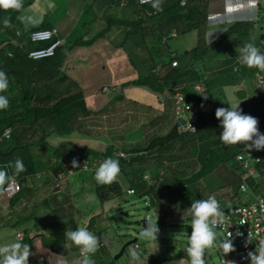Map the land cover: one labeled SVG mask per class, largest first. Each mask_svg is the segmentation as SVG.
<instances>
[{"label": "trees", "instance_id": "16d2710c", "mask_svg": "<svg viewBox=\"0 0 264 264\" xmlns=\"http://www.w3.org/2000/svg\"><path fill=\"white\" fill-rule=\"evenodd\" d=\"M32 1L25 0L23 7ZM92 2L93 0L88 4L91 5ZM112 2L120 3L124 7L121 18L116 21L117 24H122L132 30L144 29V33L148 34L147 29L144 27V21L147 19V16L156 14L153 12V9L152 11L149 10L146 5L137 3V0H112ZM46 3L49 4L50 2ZM160 4L162 8H165V21L162 24L158 22L155 27H149L148 29H152L151 33L155 36V40L158 42L161 41V43H157L160 52L164 53L166 47L162 44L164 43L162 38L165 36L167 40L168 36H177L178 31L184 33V22L188 21V23H191L186 31H193L194 38L192 40L195 43L198 40L201 49L197 45H191L192 41L183 45L182 53L180 52V54L177 53L176 48L171 49L166 47L170 55L168 62L162 61L160 63L161 61L151 59L150 70L146 74L140 73L136 78L130 80L128 84L145 87L156 94H162L165 89L173 93L179 90L174 87L179 82L176 83L175 80L170 81L168 78L171 75L175 76L181 67L179 56H185L188 58L186 63L183 64V68L186 69L185 72L188 66L196 67V70L188 74L189 80L185 79L179 83L180 91L189 99L196 101L205 100L208 103V110L204 109V111L198 114V128L196 133H178L175 125H172L165 133L156 134L140 146L132 145V147L124 148L125 151L123 147L121 148L119 146L125 152L124 155L115 154L118 151V146L112 143L104 146L102 151L90 145L83 148L74 147L75 151L84 150L85 153L80 154L87 159L103 161L111 157L119 160L120 175L117 181L109 185L100 184L95 188V193L99 201L102 205L111 200H114L116 202L115 204H119V198L126 193L127 195H135V197H125L121 200V203L132 202L131 199H136L137 197L139 200L143 199L145 201V208L147 210L154 209L159 211L163 207L164 202L169 201L175 202L181 207H187L191 206L192 201L207 199L210 195H215V193H218L215 197L219 200L221 194L218 190L230 186L233 194L230 196L229 201L233 203L237 195L241 196V193H239L240 176L245 170L250 169L251 166L255 168L256 173L249 175L247 183L249 188L252 189V192L256 194L254 187L259 182L254 180V176L257 175L261 178V181H264V150H256L261 155L259 162L252 164L249 162L246 168L239 164L238 173L234 170L230 171L228 178L223 167L228 162H239L236 159V155L239 153L244 154L243 149L248 147L245 143L226 145L220 140L219 135L222 132V128L220 127L219 120L215 117V110L218 107H229L227 103L221 101L223 95L230 94V99H232V92L235 90L237 83L243 80L245 85L252 87L253 93H251V97L246 98L245 90L236 89L235 92L238 93L239 100H229V102H240V108L244 114H250L258 118L259 131L264 133V92H261L260 88L256 89L254 83L256 81L255 76L264 75V71L256 68H248L246 65L236 68L233 65L231 56L233 55L239 58L238 49L218 48L217 44H219V39L227 35L232 36L230 40L232 47H240V45L242 47L245 42L240 39L239 35L248 32L249 22H251V25L256 23V21L264 22V18L260 15V10H264V0L258 1L257 3L258 11L256 20L252 19L251 21L231 23L228 27L239 28L236 29V32L234 31L235 33L232 32L233 30L227 28V30L222 32L223 34L219 39L216 37L209 42L205 37L203 39L204 35L202 34L203 28L206 29V22L208 20V0H183V3L182 0H160ZM0 11L7 13L6 17L10 18V22L14 26L11 28L6 27L7 39L0 36V43L4 40V43L0 44V70L6 73L9 80L8 89L0 92V95H4L9 99V107L0 110V168L3 169L10 162L14 163L16 158H20L26 169L16 177L21 184V189L12 197L6 196L9 205L13 206L31 191L32 187L30 185L33 186V178L31 175L37 173L38 168L36 170L34 169V163L37 162L31 156L29 150L31 145L48 144L46 145L49 151L48 158L50 160L55 158L54 163L49 167L57 173L58 170L65 166V162L69 159L71 153L68 150L61 149L62 146L51 145L49 139L66 138L63 135L76 132L83 134L84 137L96 138L97 131L89 132L82 130V124L79 127L74 126L75 123L73 122L82 123L81 118L89 116L92 111L85 105L84 96L81 91L79 89H76L77 91L73 90L72 92H67L65 89L67 93L57 91V86L69 79L62 70V65L67 54L74 45L89 47L91 42L80 40V37L77 35L72 36L69 40L66 38V44L57 48L53 55L40 59L28 58L26 55L27 50L45 44H33L30 43L27 36L22 38L15 34L14 29H16V26L20 22L17 19V17L21 16L17 13L19 11L12 9L7 11L0 9ZM1 12L0 24L1 19L4 17ZM94 18L97 17L94 16ZM108 27L109 24H107L106 28ZM76 33L78 34V30H76ZM101 34H103V30ZM259 39L264 42V34L257 37V42L253 40L249 42L254 43L256 47L261 49L258 42ZM15 40L16 42H13ZM185 45L191 47L186 48ZM220 45H222L221 42ZM224 56L229 57L228 62L223 59ZM213 57H216L217 68H207L211 61L210 59H213ZM174 59L177 60V65L175 66L171 65ZM164 66L167 71L163 73L162 67ZM154 67H160V71L158 73L152 72L151 69ZM195 84L202 87L203 91L197 92L193 87ZM72 85L75 86V84ZM113 88L114 86H109L108 90H103L102 92L109 93ZM213 91L217 92V98H214L215 94H213ZM201 94L207 95V99ZM111 95L112 97L99 110L101 114L100 127H108L115 124L116 126H114L112 133L119 131L120 135H117L118 138L119 136H125L126 138L128 136L127 133L132 130L129 123V121L133 122L131 121V118L134 117L132 113L138 112L133 105L139 104L140 106H144L145 111L150 107L138 102L133 103V100L131 103L127 102L125 95L121 92H112ZM166 101L169 102L170 99ZM140 102L143 103V101ZM166 104L167 106L170 105V103ZM155 111L157 110L155 109ZM168 111L170 112L171 110L168 109ZM146 114L147 112L137 118L138 124L144 123ZM156 114L161 126L164 125L169 113L165 110L157 111ZM155 115L153 114V116ZM127 127L129 129L124 131L123 128ZM6 129L10 130L9 138H1V135ZM194 156H197L200 161L199 168L193 170L188 175L180 176L181 171H183V167L180 164L194 159ZM189 163L192 164L193 162L189 161L186 164ZM94 165H97V163L95 162L93 166L82 169H92L95 167ZM49 167L46 166L44 169H50ZM69 167V169L73 168L71 165ZM220 172L224 173V177L216 179L217 174ZM8 173L12 174L13 170H9ZM28 179L29 182H27ZM123 180L126 182V187L123 185ZM127 189H132L133 192L129 193ZM3 191L4 189L0 191V194ZM113 205L109 204L110 207ZM107 212V210H103L102 208L101 214L99 216H90L83 227L97 235L99 228L96 225L98 222L108 220ZM162 214L166 215V211H163ZM187 217L192 218L190 214ZM135 222L139 223V225L141 223L140 220H136ZM157 223L159 225L158 228L162 231L160 227L165 224L164 217H158ZM76 228L74 227L70 230H75ZM44 241L46 242V239ZM47 242L51 243V245H58V243L62 244L70 241H67L64 235H62L52 238L51 241L47 240ZM173 244L174 242L171 241L167 245H163L164 248L160 251L169 252V249L172 247L175 249ZM133 245L137 249L140 248L137 241ZM104 246L105 242L101 238L99 248ZM180 255L189 258L188 254L180 251L173 252L172 254L165 253V255H158L152 259L146 258V256L144 257L141 253L142 260H144L143 264H152L156 259L177 258Z\"/></svg>", "mask_w": 264, "mask_h": 264}, {"label": "rangeland", "instance_id": "374dc122", "mask_svg": "<svg viewBox=\"0 0 264 264\" xmlns=\"http://www.w3.org/2000/svg\"><path fill=\"white\" fill-rule=\"evenodd\" d=\"M39 1V0H38ZM88 2V0H50V3H44L42 5V9L39 13V17H43V19L45 18V20H43V23L47 20L50 25H54L58 28L59 32L61 33V35H64L68 40L72 38V36H76V30H73L72 33L69 35V30L72 28V26L76 27L77 26V20L82 21L83 20V16H85L87 13L83 14V8L84 5ZM91 0H89L88 3H90ZM35 5H37V2H32L29 3L27 5H25L23 8V11L21 12L22 15H34L37 16L36 11H34V8L36 7ZM161 5V4H160ZM147 8L149 10L156 13L153 15H150L149 17L147 16V19H145L144 21V27L147 29L148 34L144 33L145 30H131L128 31V28L126 26H123L122 24H117L118 27H114L112 29V32L109 33V35L114 36L115 35V31L119 29L120 33H121V37H120V41L115 42L114 46H118L121 47L123 49V52H125V54L127 55L129 62V65L118 68L115 75H111L109 74L108 77H104L105 81H123V80H127L128 82L132 79H134V77L136 75L141 74H146L149 70H150V66L152 63L151 59L157 60V61H161L160 63L163 62H168L169 61V53L166 50V47H169L171 49L176 48L177 53L180 54V52L182 53V47L184 44H188L192 41L191 45H197L198 48L200 47L201 49V45L199 43V41L197 40V42L195 43L192 38H194V34L193 31H186V29H188L190 26V23L188 22H184V27L183 30L184 33L178 31V35L177 36H168L166 42L162 43L165 47L164 53L160 52L159 50V45L157 43H161L158 42L157 40H155V36L152 35L151 30H148L149 27H155L157 25L158 22H160L161 24L165 21V8H161L162 10L157 11L156 9L153 8V6L151 4H146ZM88 9V8H87ZM256 9V8H255ZM249 10V8H242L234 13L231 14V16H238V17H244L245 19H249L251 18L250 16H247V11ZM258 11V10H257ZM146 15V14H145ZM260 15L262 18H264V10H260ZM257 17V16H256ZM220 23L218 26H214L213 28L216 29L214 30H207V32L205 33V39L209 42L211 41L213 38L218 37V39L221 37V35L223 34L222 32L227 30V28H229L230 30L233 31H237L236 27H227L229 24L228 23ZM25 24H30L29 21H25ZM255 26H258V24H253ZM179 27L180 24H178ZM17 27L23 31V33H26L27 31L29 32L33 26L28 27L27 29H25L24 24L21 23V21L18 23ZM79 26H77L78 29ZM182 29V28H181ZM0 30H1V35L4 36L5 32L4 29L1 27L0 25ZM234 35V34H233ZM244 36L242 35V38ZM8 38V37H7ZM6 38V39H7ZM232 36H223V38L219 39V44H217L218 48L219 47H225L227 49H239L241 47L239 46H234L232 47L230 44V40H231ZM242 38L240 37V39L242 40ZM239 39V40H240ZM257 39V37H256ZM13 42H16L13 41ZM220 42L222 45H220ZM4 43V40L0 43L2 44ZM248 43V42H246ZM245 43V44H246ZM242 44V43H241ZM186 48H190L191 46H187L185 45ZM264 51V49H263ZM180 59V65L181 67L178 69L177 74L171 75L169 76V80L173 81L175 80L176 83L177 82H183L185 79L189 80V73H192L194 70H196V67H191L188 66L187 71L185 72L186 69L183 68V64L186 63V60H188L187 57L185 56H179ZM240 59H238L239 61ZM161 65V64H160ZM169 68V67H168ZM211 68V67H210ZM213 69L217 68V67H212ZM162 71L163 73L165 71H167V69H165V66L162 67ZM255 80L256 81H260L261 85L263 87V81L264 77H259V76H255ZM255 81V82H256ZM123 82H121L119 84V87H121V84ZM179 83L176 84V86L174 87H180ZM172 86V85H171ZM245 86V92L247 97H251V93L252 92V87L245 85L244 82L242 84V87ZM128 88H137L139 90H141L142 92L137 93L136 95H133L132 97L128 96L127 102H129L130 100H133V103H140V104H144L146 106H149L150 108H147V110L145 111L144 106H140L139 104H134L133 106L138 110V112L136 113H132L134 115V117L131 118L130 125H131V129L127 134L128 136L125 138V136H118L120 135L119 131H115L112 133L114 126H116L115 124H113L112 126H108V127H101V138L96 137V138H88V137H84L83 134H76L74 136V138H78L77 140L78 143L83 147H87V145H90L91 147L97 149V150H103L104 146H106L109 143L112 144H116L118 146V150H121L123 153H125L124 148L127 147H132V145L135 146H140L142 145L145 141H148L149 139H151V137L155 136L156 134H163L166 131L169 130V128L172 126L173 122H172V118L170 117L169 119L167 118V120H165L164 125L161 126V123L159 122V120L157 119V114L155 115V113H157V111H164L166 107H161L160 106V102L162 100V97H165L166 91L167 89H165V91L162 93V95H155L153 94V92L150 90L148 92L143 91V88L140 86H136V85H132L129 84L127 85ZM147 89V88H145ZM264 89V88H263ZM77 91V90H74ZM101 91V88H100ZM123 93H124V88L122 89ZM144 92V93H143ZM213 94H215V97L217 98V92L213 91ZM124 95H127V93H124ZM137 97V98H134ZM141 99H145L143 100V103L140 102ZM155 109L157 111H155ZM146 114L145 119H144V123H137V118L141 115V114ZM94 113H98L96 111H94ZM153 114L155 116H153ZM157 116V117H156ZM113 123V122H112ZM142 124V125H141ZM162 127V129H161ZM129 127L127 128H123L124 131L128 130ZM74 135V134H72ZM122 138V139H121ZM85 139V142H84ZM120 142V144H119ZM132 143V144H130ZM128 144V145H127ZM59 146V145H58ZM119 146L122 148L123 150L119 148ZM36 149H39V147H37ZM30 150V148H29ZM75 150V149H74ZM120 153V152H119ZM116 154V152H115ZM122 154V153H120ZM40 154H38L39 156ZM32 157H35V155L33 153H31ZM42 156V154L40 155ZM193 160V159H191ZM34 162V161H33ZM239 164V162L237 163H232V162H228L225 164V167H223V170H225L226 175L230 176V170L231 167L234 169H237V165ZM35 166V170L38 168L37 163H34ZM42 168L41 165H39L38 171H40ZM1 169V168H0ZM8 171L9 170H13L11 167L7 168ZM94 171H96V167L92 168ZM185 170V171H184ZM74 172H78V170H74ZM73 172V173H74ZM192 172L191 169H189V166H185L183 167V171H181L180 176H185L188 175ZM11 174V173H9ZM36 174H39V177H35ZM120 175V174H119ZM77 176V175H74ZM31 177L33 178V185L34 182H38L41 181L40 177L41 174L40 173H33L31 175ZM35 177V178H34ZM79 177V176H78ZM254 180L256 182H259L255 187H254V191L256 192V194L262 195L264 196V181H261V178L257 175L254 176ZM27 182H29V179L27 180ZM42 183H45L44 181H42ZM95 184V181H94ZM123 185L124 187H126V182L125 180H123ZM96 186V184H95ZM30 187H34L32 185H30ZM31 188V189H32ZM84 189H82L80 191V188H77L76 190V194L73 196L74 198L76 196L81 197L84 193ZM219 191V190H218ZM94 193V192H93ZM221 194V197H219L220 199L218 200L219 203H224L228 200H230V196L233 194L231 187H225L224 188V192H219ZM215 195H218V193H215ZM92 196L95 197L94 194H92ZM125 197H135V195H127L126 193L123 194V196L121 198H119L120 202L119 204H115L113 203V201H111V204H114L112 207H109L110 210L107 212L108 215V220L107 221H102L99 223L98 228L99 230H97V236L99 237V239L101 240V238L104 240L105 242V246L102 248H99L98 251L92 255V259L95 261V264H137L136 261L132 260L129 257L128 254V250L132 247H135L134 245H130L128 247H126L125 252L122 254V256H120L117 259H114V255L119 251L120 247L122 246V244L127 241L130 238L133 237H137V242L139 244V249H137L140 253H142V255L146 258L152 259L153 257H156L158 255H165L166 254H172L173 252L176 251H183V253L187 254V252L185 251V248L187 246V242L188 239L191 235L192 232V228H191V220L192 218H187L184 222H182V220H180L181 218L184 217L185 213L184 211H182L184 213V215L179 216V212L176 210H174L173 212V216L166 220L164 218L165 224L161 225V229L162 231H159V233L157 234L156 239H147L145 237H143L140 233H137V230L141 227V223L143 218H146V220H150L153 223H157V218L161 216L160 212L162 213V208L161 210L157 211L154 209H150L147 210L145 208V201L139 200L137 197L136 199H131L132 202H128V203H121V200L124 199ZM24 198H21L18 203L23 202ZM79 199V198H77ZM6 201V203H8V198L4 195L3 192H1L0 194V202ZM80 201V200H79ZM79 201H76V205L78 207H80L81 205L78 204ZM88 203V202H87ZM90 205L88 204H83L81 206V208L85 207H93L92 205H95V207H98L101 202L99 201V199L97 198L96 201L94 202H90ZM165 204L164 203V208H165ZM9 205V204H8ZM167 205V204H166ZM170 206L167 205V207ZM186 206H184L185 208ZM191 206H187V208L189 209ZM181 208V207H180ZM25 211L26 210H34V213L32 216L26 217L22 220L19 221H15V223L10 222V224H6L2 227H0V229H5L7 232H10L11 236L13 237V234L18 231V230H22L24 235L27 238H33L37 232H41V236L42 238H53V236H50L48 234H50V232H52V225L54 224L55 220L53 219V216L55 215V212H53V210L48 209V208H36L35 207V203L34 202H29L28 206L26 208H23ZM175 209V208H173ZM166 211V210H165ZM71 212H75L71 213ZM79 212L77 207H74L71 211H69V213L67 214V216L64 217V222L62 223V225H65L67 227V229L71 228L73 225V217H77V213ZM167 215H168V211ZM186 214H190L189 210L188 213L186 212ZM3 217L5 218V215H3ZM136 220H140L141 223L139 225V223H136ZM8 222V221H7ZM72 223V225H66ZM157 226L158 223H157ZM51 229V231H50ZM12 230V231H11ZM131 236V237H130ZM4 238H6V235H4ZM174 242V246L175 249L172 247L169 249V252H165V251H160L163 250L164 246L167 245L169 242ZM228 241V239L224 238L223 235L219 232L216 231V240L214 242V245L211 248H208L205 250V264H222L221 263V259L225 256V255H229V257L234 258L235 255L233 253V251L225 254L223 248L221 247V245ZM164 245V246H163ZM167 260L169 259H156L152 264H166ZM78 261V260H77ZM144 261V260H143ZM180 261V260H179ZM178 261V262H179ZM77 264V262L75 263Z\"/></svg>", "mask_w": 264, "mask_h": 264}, {"label": "crops", "instance_id": "0c3cea01", "mask_svg": "<svg viewBox=\"0 0 264 264\" xmlns=\"http://www.w3.org/2000/svg\"><path fill=\"white\" fill-rule=\"evenodd\" d=\"M110 3H112V0H93L91 5L87 3L86 6H84L83 14L84 13L87 14L83 16L82 21L77 20L76 24L77 26H79L78 29L77 26L76 27L72 26V28L69 30L68 33L70 35L73 30H78L77 36L80 37L79 38L80 40L88 41L89 39H91L92 41L94 40L95 41L89 47H83L77 45L76 46L74 45L75 47L73 46L71 51L67 54V57L65 58L62 65V70L69 77V79L64 81L59 86H57V91L61 93L72 92L73 90L76 89H79L81 91V93L84 96L85 105L87 106L88 109L92 111L90 112L91 114L89 116L81 118L82 123L73 122L75 123L74 126L79 127L82 124L81 126L82 130L89 132L90 131L93 132L96 130L98 138L102 136L101 127H100L101 114L99 113V110L104 105V103L112 97L111 95L112 92H115V91H110L109 93L102 92L100 91V88L102 90V86L108 84L109 86L116 87V91L118 93L120 92L123 93L122 89L124 88V93H127V95H125L126 99H128V96L132 97L133 95L142 92L137 88H128L127 85L129 84L127 80H123V81L104 80V77H108L109 74L115 75L118 68L124 67L126 65L128 66L130 62L125 52H123V49L121 47L114 46L115 42L120 41L121 33L119 29L115 31L114 36L109 35V33L112 32V29L114 27H118L116 21L121 18L122 13L124 12V10L110 9V7H108ZM219 5L220 3L218 4V6ZM41 6L42 5L39 6L40 9ZM245 8H249V10L247 11V16H250L253 19L257 16V11L253 8L251 4L246 3ZM94 16H96L97 18H94ZM107 24H109L108 28H106ZM256 24H258V26H253L251 25V22H249L247 28L249 29L248 32L246 34H242L244 36L243 38L242 35H239V37L242 38L243 42L246 43L251 40L257 42L256 37H258L261 34H264V22L261 23L260 21H256ZM214 26H218V25H209L208 22H206V29L203 28V32H202V34L204 35L203 39L205 37V33L207 32V30L210 29L215 31L217 29V28L214 29L213 28ZM102 30H103V34L101 36ZM258 42H259V46H261L260 51L264 52L263 51L264 42L261 39H259ZM229 51H233V50H229ZM223 59L227 62L229 61L228 56H224ZM231 59L233 61V65L236 68L238 66L244 65L243 63H240L241 62L240 60L238 61L239 58L237 56L232 55ZM210 60L211 61L209 62L207 68L217 67L216 57L215 58L213 57V59ZM136 77L137 75L134 78ZM121 82L123 83L121 84V87H119V84ZM72 84H75V86ZM65 89L67 90V92L65 91ZM236 89H239V86H236L235 90L232 92V99H230L231 98L230 94L227 95L224 94L221 101L223 103L225 102L227 104H230L231 102H229V100L231 101L236 99L239 100V95L237 92H235ZM143 91L148 92L145 89H143ZM143 100L145 99H141L140 101ZM131 101L132 100H130L129 102L131 103ZM94 111L98 113H94ZM72 134L69 133L67 135H63L67 139L66 138L49 139L51 145L62 146L61 149L68 150L69 153H71L69 159H67L65 162V166H63L62 169L58 170L57 172L58 177H57V173H55L49 167L52 163H54L55 158H52V160L48 158L49 151L46 147V145L48 144L46 143L33 144L30 146V152L35 155V157L33 158L37 162L38 168L39 165L42 166L40 171H38L37 169V172L41 174L40 177L41 181L34 182L33 185L34 187L27 194V196H24L23 202L17 203L13 206L8 205L9 202L6 203L7 200L6 201L2 200L3 202H0V227L6 224H10V222L15 223V221H19L26 217L32 216L34 210L25 211L23 209L26 208L29 202L31 201L35 203L36 208L38 207L48 208L50 210L52 209L53 212H55V215L53 216L52 219L55 220L54 224L52 225V232L48 234L50 236H53V238L56 236L64 235L65 231L67 230V227L65 225H62V223L64 222V217L67 216L69 211H71L74 207H77L79 212L78 213L76 212L78 215L77 217L72 218L73 225L72 223L66 224V225H72V227L69 228V230L74 227H83V225L87 222L90 216H99V214H101L102 208L103 210H107V211L110 210L109 204H111L110 202L113 200L106 202L104 205L100 204L98 207L92 205L93 207L84 206V208H81L83 204L90 205L89 201L91 203L96 201L98 197L95 193V188L100 184H98L94 179L95 171L93 169H82L81 167L69 169L70 168L69 166L71 165V161L73 160V158H82L84 160H90V161L95 160V159L84 158L81 155L85 153L84 150L81 151L74 150V147L81 148L82 146L78 143L79 141L77 140L78 138L77 139L74 138V136L78 133L76 132ZM37 147H39V149H36ZM245 149L248 148H244L243 151ZM38 154L40 155L42 154V156L40 155L38 156ZM189 161H192L193 163L186 164ZM199 164H200L199 159L197 158V156H194L193 160L182 162V164L180 165L181 167L189 166V169L192 168L191 170L193 171L199 168ZM46 166H48L50 169H44ZM74 170H78V172L75 173ZM233 170L238 173V169H234L231 167L230 171ZM9 175L11 176L12 174ZM35 177H39V174H36ZM219 177L221 178L224 177V173L223 172L218 173L216 179H218ZM42 181H44L45 183H42ZM94 181L96 186L94 184ZM77 188H80V191L82 189H84L85 191L81 197L76 196L74 198L73 196L76 194ZM218 192L221 193L224 192V188L220 189ZM92 194H94L95 197L92 196ZM76 201H79L78 204L81 205L80 207L76 205ZM113 203L116 202L114 201ZM164 203H166L167 205L170 204V206L168 207L166 204H165V208L164 206L162 207V213L163 211L166 210L168 211V215L167 212L166 215L162 214L161 211L159 212L161 214V217H164L166 220L170 219L173 216L174 210L175 211L177 210L179 212V216L184 215L185 213L184 217L180 219L182 220V222H184L187 218H190L187 217L189 214H186V212L188 213L189 210L187 207L185 208L181 207L177 203L170 201ZM182 211H184V213ZM71 213L75 214V212H71ZM3 215H5V218L3 217ZM98 225L99 222L96 225L97 228ZM19 232H23V231L22 230L16 231L12 237L10 232H7L5 229H0V246H3L5 244H11L18 241L21 242L23 240L22 243L29 244L31 247L32 255L29 256V264H75L77 260H79L80 250L77 247L72 246L71 242H64L62 244L58 243V245H51V243L47 242V240L51 241L52 238H42L41 236H39L41 235V232H37L33 238H27L25 235H23L22 240H18L17 233ZM4 235H6V238H4ZM25 239L26 241H24ZM44 239H46V242L45 241L43 242ZM166 264H190V259L187 258L186 256L180 255L177 258L176 257L169 258Z\"/></svg>", "mask_w": 264, "mask_h": 264}, {"label": "clouds", "instance_id": "9594fccd", "mask_svg": "<svg viewBox=\"0 0 264 264\" xmlns=\"http://www.w3.org/2000/svg\"><path fill=\"white\" fill-rule=\"evenodd\" d=\"M24 1L25 0H0V9L5 10V11L9 9L19 11L17 13H19L21 16L17 17V19H19L21 23L24 24L25 29H27L30 26H33V27L29 32L27 31L26 33H23V31H21L16 26V29H14L15 34L17 36H21L22 38H24V36H27L30 43L45 44V45H40V47H37V48L47 47L52 42H54L56 39L62 40V43L59 46L55 47L54 49V53H55L57 48H59L61 45L66 44V37L64 35H61V33L59 32L56 26L50 25V23L47 20L43 23V20H45V18L43 19L42 16L39 17V13L42 9V6H41V9L39 6L43 5L46 2H50V1L48 0H39V1L33 0L32 1V2H37V5H35L36 7L34 8V11H36L37 16L21 14V12L24 9L23 8ZM258 1H263V0H258ZM258 1L252 3L250 2V0H208L209 5H208V11H207V14H208L207 22L209 25H219L220 23L218 22L228 23L229 25H231V23H234V22H243V21H248V20L251 21L253 18L245 19L244 17L231 16V14L242 8H245L246 3L251 4L254 9L256 8L255 10L257 11ZM137 3L144 4V5L151 4L153 8L156 9L157 11L162 10L161 5H160V0H150L144 3H140L137 0ZM182 3H183V0H182ZM219 3L220 5L218 6ZM108 7H110V9L112 10H116V9L124 10L123 5L120 3L118 4V3L112 2L109 4ZM1 13H3L4 17L1 19L0 25L4 29L5 35L2 36L0 34V36L6 39V35H7V32L5 31L7 29L6 27L11 28L14 26L11 24L10 18L6 17L7 13L5 12H1ZM256 18L257 17H255L254 20H256ZM26 20L29 21L30 24H25ZM45 29L52 30V31L55 30V32H53V35L49 39L32 40L31 36L33 32L45 30ZM131 30H132L131 28H128V31H131ZM0 33H1V30H0ZM88 41H90L91 44H93L95 40L92 41L91 39H89ZM34 49L36 48L32 47L31 49L27 50L26 55L28 58H31L28 56L29 51L34 50ZM238 51H239V59L241 63L246 65L248 68H256L260 71H264V52H261L260 49L256 47L254 43H251V42L246 43L242 47H240ZM31 59H34V58H31ZM159 71H160V67H159ZM261 77H264V76L262 75ZM242 84H243V80L238 82L237 86H239V89L245 90V86L242 87ZM104 86L109 88V85H103L101 91H103ZM8 87H9L8 77L4 71L0 70V92L6 91ZM142 88L145 89V87H142ZM175 88H178L179 90H176L173 93H170L168 90L166 91L165 97H162L160 106L166 107L165 110L169 113L168 119L170 117L172 118V122H173L172 125H175L176 131L178 133H196L197 128H198L197 127L198 115L195 120L196 130L194 132L179 131L177 129V124L173 116V111L171 110V103H172V95H174V93L176 92H181V91L179 87H175ZM255 88L256 89L261 88L262 92H264L263 87H257L255 85ZM145 90L150 91L148 89H145ZM110 91L117 92L116 87H114ZM153 94L157 96L162 95L158 93L156 94L154 92ZM201 95L204 96L205 99H207V95H204V94H201ZM246 98H249V97L246 96ZM167 99H170V101L167 102L166 101ZM166 103H170V105L167 106ZM228 105L229 107H218L215 110V117L219 120L220 127L222 128V132L219 135L220 140L226 145H235L237 143H245L248 147V150L253 149L251 151L254 154H259L260 159H261V155L257 151L264 150V133H261L259 131L258 118L250 114H244L243 110L240 108V102L230 103ZM8 107H9V99L4 95H0V110L7 109ZM168 109H170L171 111L169 112ZM206 110H208V108H206ZM79 159H82V158H79ZM260 159L258 161L252 160L251 164L259 162ZM86 161L90 163L88 167H91L93 166L95 162L98 164L99 160L95 159L93 161H90V160H86ZM71 163H72L73 168L78 167V162L76 158H73ZM238 165H237V169H238ZM8 167H11L13 169V173L11 176L9 175L7 171ZM250 169L253 170L252 174L256 173V170L253 166H251ZM25 170H26L25 165L20 158H16L14 163L10 162L8 165L5 166V168L0 169V191L4 189V186L6 184L11 183V181L15 177L19 176V174L21 172H24ZM119 174H120L119 160L109 157L103 160L99 164V167L95 171L94 179L96 180L98 184L109 185L117 181ZM241 176H240V179H241ZM262 178H263V175H262ZM227 202H230V201L228 200L222 203L224 204L225 208L230 206V205L226 206ZM189 212H190V215L192 216V220H191L192 232L188 239L185 251L187 252L190 258V264H205V259H204L205 250L208 248H211L214 245V242L216 240L215 229L218 226L222 225L224 222V217H223V213L221 210V206L218 200L216 199L215 195H210L207 199H197V200L192 201L191 207L189 208ZM159 231L160 229L158 228L156 222L153 223L152 221L147 220V227L143 228L140 234L143 237L151 240V239H156ZM64 237L66 238L67 241L71 242L72 246H75L79 248L80 250L79 256H81L82 259H79L77 261V264H95V261L92 259V255H94L100 247V239L97 235L93 234L85 227H77L75 230L67 229L64 233ZM17 239L22 240V238H17ZM251 241H252L251 234L249 233V237L246 243H250ZM221 247L223 248L225 254L234 250L233 243L229 239L228 241L224 242L221 245ZM180 252H183V251L180 250ZM128 254L132 260L137 262V264H143L141 253L137 250L136 247L130 248L128 250ZM30 255H32V252H31V247L29 244H25V243L18 241V242H14L11 244H5L3 246H0V264H29ZM248 256H249L250 264H264V241H260L259 245L256 247V250L254 252H249Z\"/></svg>", "mask_w": 264, "mask_h": 264}, {"label": "built area", "instance_id": "2783aa9c", "mask_svg": "<svg viewBox=\"0 0 264 264\" xmlns=\"http://www.w3.org/2000/svg\"><path fill=\"white\" fill-rule=\"evenodd\" d=\"M140 3L148 2L150 0H138ZM258 0H250L254 3ZM55 30H40L32 33V40L49 39ZM166 41V38H162ZM62 40L56 39L49 46L44 48H36L30 50L28 56L34 59L50 56L54 53L55 47L59 46ZM177 60L174 59L171 65H177ZM153 72L158 73L159 67L152 69ZM263 81V80H262ZM255 85L257 87H262L260 81H256ZM194 89L198 92H202L203 89L195 84ZM264 88V81H263ZM109 89L104 86L103 90ZM208 107V103L205 100L196 101L193 99H187L183 93L176 92L172 95L171 110L173 111V116L177 124V129L179 131H190L194 132L196 130L195 120L197 115ZM10 130L6 129L2 137L9 138ZM122 154H120V153ZM116 154L124 155L120 150ZM236 159L239 160L244 168H246L251 163L252 160L258 161L260 159L259 154H254L251 150L245 149L244 154L239 153L236 155ZM78 166L83 168L88 167L90 164L88 161L83 159H77ZM102 161H98L97 165H94L96 169ZM72 166V163H71ZM73 167V166H72ZM253 173L252 169L245 170L241 176V183L239 185V193L241 196H236L233 203L227 202L226 206H232V209L228 212L222 211L224 222L222 225L218 226L215 231L221 233L224 238L229 239L233 242L234 246V258L225 255L221 259L222 264H250L249 252H254L256 247L259 245L260 241H264V196L255 194L248 187L246 179L250 174ZM21 189V184L15 177L11 183L6 184L4 187V193L7 197H12ZM127 192L132 193V189H127ZM251 234L252 241L246 243ZM23 232L17 233V238H23ZM79 259H82L79 256Z\"/></svg>", "mask_w": 264, "mask_h": 264}, {"label": "water", "instance_id": "95a60500", "mask_svg": "<svg viewBox=\"0 0 264 264\" xmlns=\"http://www.w3.org/2000/svg\"><path fill=\"white\" fill-rule=\"evenodd\" d=\"M220 206H221V210L222 211H225V212H228L232 209V206H229V207H224V204L222 203H219ZM147 227V220L146 218H143L142 220V223H141V227L137 230V233H141V230L143 228H146ZM137 237H133L131 239H128L127 241H125L122 246L120 247L119 251L114 255V259H117L119 258L120 256H122V254L124 253L126 247L130 246V245H133L136 241H137Z\"/></svg>", "mask_w": 264, "mask_h": 264}]
</instances>
